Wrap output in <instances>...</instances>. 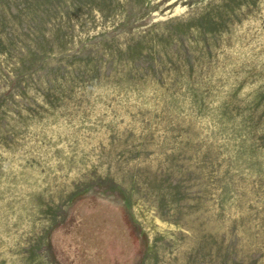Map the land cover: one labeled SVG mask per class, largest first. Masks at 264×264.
Returning <instances> with one entry per match:
<instances>
[{
	"label": "rangeland",
	"instance_id": "obj_1",
	"mask_svg": "<svg viewBox=\"0 0 264 264\" xmlns=\"http://www.w3.org/2000/svg\"><path fill=\"white\" fill-rule=\"evenodd\" d=\"M0 264H264V0H0Z\"/></svg>",
	"mask_w": 264,
	"mask_h": 264
}]
</instances>
